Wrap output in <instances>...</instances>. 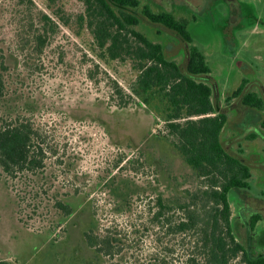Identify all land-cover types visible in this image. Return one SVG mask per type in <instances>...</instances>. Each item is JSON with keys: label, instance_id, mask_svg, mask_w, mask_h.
Segmentation results:
<instances>
[{"label": "rangeland", "instance_id": "obj_1", "mask_svg": "<svg viewBox=\"0 0 264 264\" xmlns=\"http://www.w3.org/2000/svg\"><path fill=\"white\" fill-rule=\"evenodd\" d=\"M146 1L188 19L193 45L206 55L212 70L206 78L231 118L226 146L253 169L250 187L232 193L233 225L249 251L264 253V140L255 133L256 128L264 131V111L253 112L241 97L228 105L226 101L243 79L248 80L247 90L264 95V0ZM84 9L80 0H0V61L7 65L10 90L6 107L30 115L49 147L46 178L37 184L47 183L50 194L75 208L54 235L59 215L52 201L45 197L36 209L30 197L20 200V190H13L0 171V250L13 264H101L84 238L93 225L94 202L101 224L123 232L127 228L128 234L131 222L149 227L134 245V253L145 258L157 237L170 239L156 235L151 226L148 212L155 209L156 196L177 201L186 189L201 184L167 136L162 110H157L165 109L163 103L153 106L136 99L117 107L114 81L129 90L138 71L130 61L100 57L92 33L80 20ZM43 12L56 22L53 28L42 19ZM44 26L49 38L39 51L35 34ZM139 29L164 44L167 56L186 68L191 44L145 18ZM126 153L132 162L118 168ZM129 196L127 217L112 215L114 201ZM180 247L173 253L176 264H184Z\"/></svg>", "mask_w": 264, "mask_h": 264}, {"label": "trees", "instance_id": "obj_2", "mask_svg": "<svg viewBox=\"0 0 264 264\" xmlns=\"http://www.w3.org/2000/svg\"><path fill=\"white\" fill-rule=\"evenodd\" d=\"M80 1L85 6L80 20L92 33L101 51L100 57L108 61H130L138 71L129 90L114 81L117 107H128L136 99L153 106L163 103L165 109L157 106V110L159 113L162 110L160 117L167 136L201 181L198 188L186 189L177 201L163 195L153 200L155 209L148 212L151 226L158 230L156 235L163 233L164 238L170 239L157 237L153 252L145 258L134 253V245L144 230L150 231L149 227L142 228L131 222L129 228L133 229L128 234L127 228L123 232L101 224L93 201V225L84 232V238L98 261L101 264H176L173 253L181 244L184 264H264V253L249 251L233 225L232 193L235 189L250 187L252 169L226 146L225 132L231 118L214 97L213 87L206 78L212 70L205 53L193 45L188 19L178 17L173 11L157 10L146 0ZM143 18L165 26L191 44L185 69L175 58L167 56L164 44L150 39L139 29ZM42 19L51 28L56 25L44 12ZM35 38L36 49L43 50L49 38L48 29L45 26L39 29ZM0 62L1 175L13 190H20V200L28 202L30 197L36 209L45 203V197L52 201L59 215L57 226H53L55 235L63 222L74 215L75 208L60 195L50 194L47 183L37 184L39 178H46L50 150L30 115L6 107L10 96L4 73L7 65ZM246 85L247 81L243 80L227 95V105L241 96L245 105L263 109L264 97L254 91L246 92ZM128 162L132 160L126 153L117 167ZM113 204L112 215L127 217L126 207L132 205V198L121 197ZM259 219V215L254 217L253 229ZM0 264H13L1 257V250Z\"/></svg>", "mask_w": 264, "mask_h": 264}, {"label": "flooded vegetation", "instance_id": "obj_3", "mask_svg": "<svg viewBox=\"0 0 264 264\" xmlns=\"http://www.w3.org/2000/svg\"><path fill=\"white\" fill-rule=\"evenodd\" d=\"M243 80H246V79H243ZM247 81V83H248V80H246ZM242 83V82H241ZM240 83V84H241ZM245 91L247 92V91H254V92H256V93H258L260 96H262V97H264V95H262L260 92H257V91H255V90H247V85H246V88H245ZM241 97V96H240ZM242 98V97H241ZM243 102V101H242ZM246 106H248V105H246ZM250 109H252V111L253 112H258V113H260V111L261 112H263L264 111V108L263 109H259V108H255V107H250V106H248ZM255 116V115H254ZM257 130V132L255 131V133L257 134V135H259V137L261 138V139H263L264 140V131L261 129V128H256ZM259 133V134H258ZM260 135H262L263 136V138L260 136ZM241 158L244 160V161H246V162H248L247 160H245L242 156H241ZM253 170V169H252ZM252 176H253V174H252ZM241 189V188H240Z\"/></svg>", "mask_w": 264, "mask_h": 264}]
</instances>
